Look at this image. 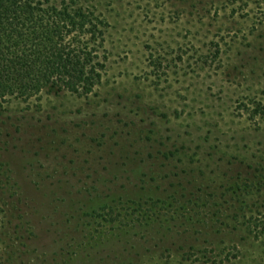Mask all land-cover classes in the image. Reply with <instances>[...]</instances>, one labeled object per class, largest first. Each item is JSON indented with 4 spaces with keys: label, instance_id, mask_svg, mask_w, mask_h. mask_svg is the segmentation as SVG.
<instances>
[{
    "label": "rangeland",
    "instance_id": "obj_1",
    "mask_svg": "<svg viewBox=\"0 0 264 264\" xmlns=\"http://www.w3.org/2000/svg\"><path fill=\"white\" fill-rule=\"evenodd\" d=\"M79 2L101 82L0 100V264H264V0Z\"/></svg>",
    "mask_w": 264,
    "mask_h": 264
},
{
    "label": "trees",
    "instance_id": "obj_2",
    "mask_svg": "<svg viewBox=\"0 0 264 264\" xmlns=\"http://www.w3.org/2000/svg\"><path fill=\"white\" fill-rule=\"evenodd\" d=\"M106 28L79 0H0V100L92 93L105 71Z\"/></svg>",
    "mask_w": 264,
    "mask_h": 264
}]
</instances>
